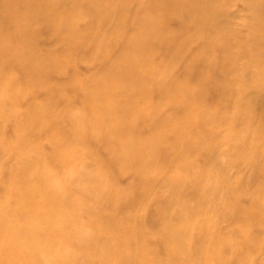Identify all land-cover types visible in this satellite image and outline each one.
Returning a JSON list of instances; mask_svg holds the SVG:
<instances>
[{
  "label": "bare ground",
  "instance_id": "bare-ground-1",
  "mask_svg": "<svg viewBox=\"0 0 264 264\" xmlns=\"http://www.w3.org/2000/svg\"><path fill=\"white\" fill-rule=\"evenodd\" d=\"M244 1L242 34L232 0H0V132L16 130L0 141V264H264V0ZM80 54L99 67L86 83L67 73ZM240 159L251 170L233 177ZM144 202L161 255L136 226ZM60 236L76 250H55Z\"/></svg>",
  "mask_w": 264,
  "mask_h": 264
},
{
  "label": "rangeland",
  "instance_id": "rangeland-1",
  "mask_svg": "<svg viewBox=\"0 0 264 264\" xmlns=\"http://www.w3.org/2000/svg\"><path fill=\"white\" fill-rule=\"evenodd\" d=\"M229 9L234 14V17H233L234 27L237 28L239 31H241V33L243 34L246 31V29L248 27V23H249L248 18L250 15V8H249L248 3L244 0H232ZM40 47L43 50L48 51V52H60V50L63 49V43L61 44V42H58L54 39H51V40H46V43H44L43 45L41 44ZM82 56H83V54L82 55L80 54L77 58H75L76 59L75 66L71 65L72 67L67 70V73L69 75L74 74V76H75V78H77V80H79L80 82L83 81L84 83H86L87 80L91 76H94L98 73L99 67L95 63L85 62V61L81 60ZM258 69H259L258 66L257 67L254 66L252 68L253 73L255 71H257ZM8 74L9 73H6V75H8ZM214 95H215V93H212V96H214ZM28 101H29V99L24 100L22 103H20L17 106V109L13 108L12 110H14V111L18 110V111H22V112L25 111L27 104L29 103ZM80 109H81V104L79 102L75 103L74 101L72 103V106L70 108H68L69 113L70 112L71 113H78L81 111ZM62 111H63V109L61 107L60 108L57 107V109H55L56 113H60ZM226 115H228V119L231 118V115L229 113H227ZM260 125H261V127H258V128H260L258 130V139L260 140L261 144L264 147V120L262 121V124H260ZM0 126H1V123H0ZM15 133H16V130H15V126H14L13 122L8 123L7 125L5 124V126L3 127V130L0 132V141L3 139L13 138ZM229 133H231V132H229ZM228 135L230 136V134H228ZM228 135L226 137H228ZM38 143H39L41 149L46 152V155L52 154V143H51L49 138H47V137L40 138ZM4 159L7 160V156L3 157V160ZM219 160H220V162L224 163L227 161V157L222 155V156H220ZM88 161H89V159H88ZM56 163L57 162H55V161H52V162L47 161V167L51 170V172L54 175H59L61 177H65L67 170L65 169V167H63V168L59 167ZM250 168H251V166H249V164L244 159H240L238 164H237V169L232 172V175H233V177L242 178V175L249 174V172L251 170ZM80 169H83V168H80ZM170 171H171L170 168L167 167V169L162 170L161 172L157 173V175L154 176L155 173H154V170H152L150 173V176H149V178H150L149 180H151L152 183H151V185H147V186L145 185L144 186L145 189H147L148 186H150L151 190L155 189V191H157L158 189L156 188V186L158 184V181L162 180V177H164V175H166V174H169ZM130 182H131V176H123L119 179L117 186L122 191H125V189H128V184ZM11 185L12 184H8L9 187ZM253 186L257 190L259 187V184L256 183ZM254 188L252 187V190H254ZM5 192H6V190L0 189V207L5 205V203L2 202V197H1L3 194H5ZM244 205L246 207H251L250 200L246 199L244 201ZM64 206L66 207V205H64ZM150 206H151L150 202H144L142 207L137 211V215L139 218L136 219V221H137L136 226L142 228L147 233L146 234L147 236L144 239V242L147 245V247L152 251L155 250L156 252H158L157 249L165 250L166 248H165V246L160 244V241L157 238V236L154 234V231H153V233H151L152 232L151 231L152 226H149V224H150V221L152 218V210H151ZM199 217H200V219L204 218L203 212H199L197 214L198 219H199ZM83 219H84V217H83ZM111 220H115V222L118 225H120L122 222H124V217L118 210H114L112 212V215H111ZM75 225L77 228L83 227L82 233L87 235V236H91V234H92V227L91 226H88L86 223H80V222L76 223ZM262 225L263 226H259L260 228L258 227L259 228L258 232H260V233L259 234L257 233V234L260 235L264 240V222ZM233 227L234 226H232V224H230L229 222H222L221 224L218 225L217 229H218L219 234L224 236L226 234L229 235L231 233V231L233 230L232 229ZM56 238H57L56 239L57 245H54L55 250L60 249V247H65L69 251L76 250L75 245H73L72 243L69 244V242L66 241L62 236L56 237ZM216 243L217 242H214L213 244L217 245ZM236 245L239 246L237 248V255L239 256L243 253L242 252L243 247H242V244L240 241H238L236 243ZM220 246L221 245H219V243H218V246H217L218 250H221ZM224 248H228V246L225 245ZM221 251H223V250H221ZM158 253L161 255L160 252H158ZM53 255L54 254H51V253L45 254L44 264H62L61 258H57V256H53ZM85 256H87L86 259L89 258V255H85ZM145 257L147 258V261H143V263L144 264H151L148 261L154 257H152L151 255L150 256L146 255ZM239 258H241V257H239ZM91 259H92V257H91ZM95 262H96V260H95ZM15 264H22V263H15Z\"/></svg>",
  "mask_w": 264,
  "mask_h": 264
}]
</instances>
